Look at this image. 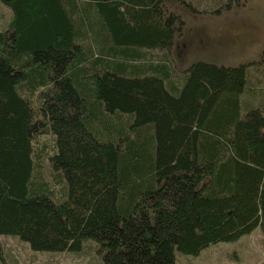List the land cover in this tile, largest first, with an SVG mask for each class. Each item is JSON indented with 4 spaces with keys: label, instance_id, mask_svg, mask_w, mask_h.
I'll return each instance as SVG.
<instances>
[{
    "label": "trees",
    "instance_id": "trees-1",
    "mask_svg": "<svg viewBox=\"0 0 264 264\" xmlns=\"http://www.w3.org/2000/svg\"><path fill=\"white\" fill-rule=\"evenodd\" d=\"M0 1V235L174 264L175 250L264 231V109L241 101L247 64L195 59L178 75L168 0Z\"/></svg>",
    "mask_w": 264,
    "mask_h": 264
},
{
    "label": "rangeland",
    "instance_id": "rangeland-1",
    "mask_svg": "<svg viewBox=\"0 0 264 264\" xmlns=\"http://www.w3.org/2000/svg\"><path fill=\"white\" fill-rule=\"evenodd\" d=\"M190 1L197 3V0ZM239 2L238 5L225 7L222 0H198V8L203 11L221 10L212 14L192 11L180 0H168V10L178 13L183 21L180 33L175 34L170 56L175 69L181 72L178 75H182L195 59L222 64H247L252 93H243L241 101H249L250 105L264 109V0ZM10 15L9 8L0 1V26ZM152 53L154 57L162 55L161 50ZM34 142L45 154L47 176L48 155L53 150L52 134L42 133ZM263 260L264 231L257 225L235 240L212 242L197 254L175 250L174 264H261ZM0 264L105 263L98 244L92 238L85 239L79 250L51 251L33 250L26 241L0 235Z\"/></svg>",
    "mask_w": 264,
    "mask_h": 264
}]
</instances>
